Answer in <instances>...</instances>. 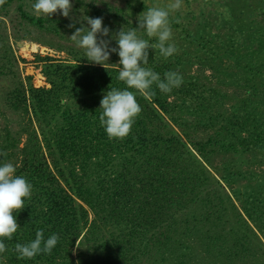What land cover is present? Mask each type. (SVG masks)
I'll return each instance as SVG.
<instances>
[{"label":"trees","instance_id":"obj_1","mask_svg":"<svg viewBox=\"0 0 264 264\" xmlns=\"http://www.w3.org/2000/svg\"><path fill=\"white\" fill-rule=\"evenodd\" d=\"M14 1L23 20L50 29L24 0H4L0 42L1 12ZM257 3L261 27L257 21L234 66L222 69V47L191 33L184 40L211 59L177 43L167 60L150 50L146 67L162 77L178 71L184 82L168 94H137L142 111L122 140L109 139L98 119L105 91L126 87L118 65L37 56L43 84L29 77L8 96L27 118V138L0 133L2 158L33 185L14 213L21 228L5 241L2 264H196L199 252L205 264H264V161L254 164V154L264 156V0ZM194 61L214 78L222 71L234 85L240 73L243 82L229 92L187 77L181 62ZM37 229L59 234L58 244L51 254L19 259L16 243L34 239Z\"/></svg>","mask_w":264,"mask_h":264},{"label":"rangeland","instance_id":"obj_2","mask_svg":"<svg viewBox=\"0 0 264 264\" xmlns=\"http://www.w3.org/2000/svg\"><path fill=\"white\" fill-rule=\"evenodd\" d=\"M3 1L0 0V5ZM34 2L35 0H24V9L30 14L42 16L33 11ZM169 2L170 0H144V2L143 0H135V2L134 0H73L71 17L77 21L80 18L83 20L86 15L93 18L103 17V24L113 32L119 31L122 26L127 31L137 26L136 18L142 11L153 6L165 7ZM257 2L258 0H182L181 8L171 13L173 41L180 48H188L187 51L197 53L203 59H211L210 54L200 50L198 42L192 43L190 40L186 42L184 39H187L188 33L198 38L213 39L222 47L219 52L220 57L218 61L216 60L221 64L222 69L230 64L234 66L237 54L243 53L253 42L251 35L257 21L258 27H261V18L257 20L259 15ZM17 7L18 1H14L1 12L4 24L3 38L0 42V133L3 134L6 129H11L14 133H20L24 142L27 138L24 133L27 118L21 111H15L9 106V94L22 81L27 85L30 82L29 77H32V81L37 85L43 84L37 75L38 67H40L38 55L63 61H74L76 57H84V50L78 48L69 38L75 31V29L68 28L71 22L69 18L59 14L51 18L45 17L50 27L48 30L23 20L18 14ZM117 14L124 15L131 25L128 27L125 24V26L119 25L112 17ZM262 24L264 25V22ZM76 26L80 27V24L77 23ZM58 28L59 32H56ZM138 35L143 36V33H138ZM112 46H115L114 41ZM232 54L235 55L231 56ZM118 60L119 57L112 54L109 63L114 62L115 64ZM181 64L187 77L198 75L204 82L222 91L234 92L242 81V75L238 73L236 77L238 82L233 85V78L228 80L222 71L216 73V78H214L209 68H205L197 61L181 62ZM239 70V66L234 67V71ZM254 156V164L264 161L261 153L254 154ZM236 158L240 161L244 159L240 156ZM228 190L234 199L231 190ZM203 254L205 253L199 252L198 256L202 257L196 258V264H205Z\"/></svg>","mask_w":264,"mask_h":264},{"label":"clouds","instance_id":"obj_3","mask_svg":"<svg viewBox=\"0 0 264 264\" xmlns=\"http://www.w3.org/2000/svg\"><path fill=\"white\" fill-rule=\"evenodd\" d=\"M181 6L182 0H170L165 7H149L137 16L136 27L125 31L122 26L119 31L113 32L103 24V17L86 15L83 20L72 19L73 0H35L33 3V11L38 15L51 18L59 14L71 20L68 28L75 31L69 38L84 50V58L90 64L105 68L112 54L119 57L118 63H115L118 65L117 79L126 87L108 88L99 106V123L109 139L122 140L130 134L142 111L137 94L150 97L157 89L168 94L183 84V75L178 71L168 70L162 77L159 72L146 67L150 61V50H154V57L158 51L165 60L178 52L173 41L171 13ZM77 23L80 27L76 26ZM138 33H143V36ZM3 155L0 152V264L7 252L5 241L13 239L21 228L14 213L25 207L33 189L27 177L18 175L16 165L5 161ZM59 240V234L45 237L44 230L37 229L34 239L16 243L14 251L19 259L31 260L41 254H51Z\"/></svg>","mask_w":264,"mask_h":264}]
</instances>
